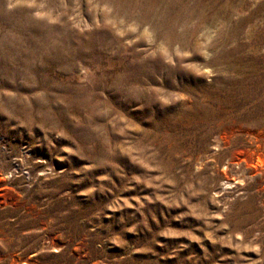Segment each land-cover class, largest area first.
I'll return each mask as SVG.
<instances>
[{"label":"rangeland","instance_id":"1","mask_svg":"<svg viewBox=\"0 0 264 264\" xmlns=\"http://www.w3.org/2000/svg\"><path fill=\"white\" fill-rule=\"evenodd\" d=\"M0 264H264V0H0Z\"/></svg>","mask_w":264,"mask_h":264}]
</instances>
